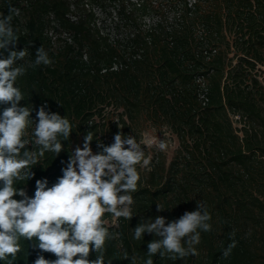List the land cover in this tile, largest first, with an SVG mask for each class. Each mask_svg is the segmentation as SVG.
Wrapping results in <instances>:
<instances>
[{"label":"trees","instance_id":"16d2710c","mask_svg":"<svg viewBox=\"0 0 264 264\" xmlns=\"http://www.w3.org/2000/svg\"><path fill=\"white\" fill-rule=\"evenodd\" d=\"M190 3L0 0V13L8 15L9 5L20 10L13 18L19 28L14 50L26 48L25 59L34 61L43 46L53 61L17 79L25 98L21 106L33 107L35 120L36 111L47 104L46 110L66 115L73 125L64 150L56 157L46 152L32 166L34 177L16 182L27 185L29 197L36 180L47 179L48 187L56 183L70 149L83 143L88 131L94 132L95 153L101 151L97 140L110 145L118 131L139 142L147 123L177 138L167 167L157 158L146 174L138 170L131 220L120 217L113 226L106 222L110 213L102 217L110 232L120 234L106 242V260L112 264H130L122 258L124 250L134 253L138 264L147 258L154 235L132 238L141 218L159 215L171 222L196 210L197 201L207 205L213 226L201 233L199 255L175 262L157 255L154 264H264V0ZM62 31L72 41L52 38L51 32ZM200 77L208 86L205 104ZM28 150L38 151V146ZM157 203L165 210L158 212ZM233 232L237 246L222 259ZM21 245L17 264H33L39 250L24 240ZM89 258L95 259V253Z\"/></svg>","mask_w":264,"mask_h":264},{"label":"clouds","instance_id":"9594fccd","mask_svg":"<svg viewBox=\"0 0 264 264\" xmlns=\"http://www.w3.org/2000/svg\"><path fill=\"white\" fill-rule=\"evenodd\" d=\"M19 15L20 10L11 5L8 15L0 13V262L17 264L24 240L29 248L39 250L33 264H112V259L106 260V242L120 234L110 232L102 217L105 213L127 220L134 216L131 193L137 191L140 181L137 165L150 164L143 141L118 131L110 145L97 140L101 151L93 153L94 132L88 131L82 147L70 149L63 175L51 187L47 179L36 180L34 196L29 197L25 188L16 186V182L34 177L32 166L46 152L58 156L64 150L63 141L73 132L69 118L46 110L47 104L39 107L35 120L31 118L33 107L20 104L25 98L17 79L29 68L49 66L53 61L43 46L36 50L34 61L25 59L29 55L26 48L14 50L19 28L13 26V18ZM31 124L35 125L32 143L38 151L26 147L29 141L24 137ZM157 146L164 151L167 142L160 140ZM16 196L21 199H14ZM156 208L158 212L165 210L162 203ZM211 220L207 205L197 201L196 210L186 211L171 222L159 215L154 220L141 218L132 229V238L141 241L145 234L155 237L147 243L143 264H154L157 255L174 262L184 260L199 255L201 233L212 231ZM229 239L222 259L229 258L237 246L234 232ZM92 252L95 259L89 258ZM43 253H52L57 259H46ZM122 258L138 264V257L127 250Z\"/></svg>","mask_w":264,"mask_h":264},{"label":"rangeland","instance_id":"374dc122","mask_svg":"<svg viewBox=\"0 0 264 264\" xmlns=\"http://www.w3.org/2000/svg\"><path fill=\"white\" fill-rule=\"evenodd\" d=\"M64 36H65V33H63V35L60 37L63 38ZM29 131H30V127L26 130V134H25L24 138L29 141V143L26 145L27 149H28V147H31V149H32L34 147V144L32 143V135H31L32 133H30ZM160 140H165L167 142V149L164 151H161L157 146L158 142ZM140 141H143L142 146H144V149H146V151L149 154V158H150V159L147 158L150 160V164L148 166H143L142 164L137 165V170H141L142 173H145V174L149 169H151L150 168L151 160H153V159L158 158L160 164L165 165L167 167L170 163V160L173 157V153H174L175 149L178 146V141H177V138L175 136L173 137V135L167 131L157 130L154 127L149 126V123L145 124V130L143 131V133L141 135ZM82 145H83V143H79L76 146L82 147ZM76 146L74 145V149ZM93 153H95L94 150H93ZM22 182L25 183V181H22ZM23 188H25V190H26L27 185H25V187H23ZM118 220H119L118 218H115L113 216L112 218H109L108 220H106V222L109 225L115 226L118 224Z\"/></svg>","mask_w":264,"mask_h":264},{"label":"built area","instance_id":"2783aa9c","mask_svg":"<svg viewBox=\"0 0 264 264\" xmlns=\"http://www.w3.org/2000/svg\"><path fill=\"white\" fill-rule=\"evenodd\" d=\"M193 1H195V0H190V2L192 3ZM190 3V4H191ZM63 33H65V36L63 37L64 39H67V40H69V41H72V37H71V34L69 33V32H67V31H63L62 33H58V34H56V33H54V32H51V35H52V38L54 39V40H58L57 38L59 37V36H62L63 35ZM198 81L201 83V90H200V98H201V100L203 101V103L205 104L206 102H207V100H208V86H207V84H206V82H205V80H204V78L203 77H200L199 79H198ZM238 118H240V116L239 115H234V119L236 120V119H238Z\"/></svg>","mask_w":264,"mask_h":264}]
</instances>
